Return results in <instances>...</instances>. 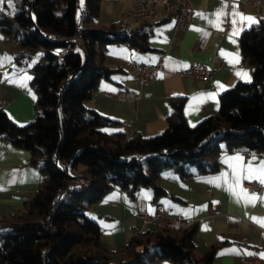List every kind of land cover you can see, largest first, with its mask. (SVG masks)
<instances>
[{
    "label": "trees",
    "instance_id": "1",
    "mask_svg": "<svg viewBox=\"0 0 264 264\" xmlns=\"http://www.w3.org/2000/svg\"><path fill=\"white\" fill-rule=\"evenodd\" d=\"M101 0H13L0 12V31L17 45L44 58L33 69L31 84L38 91L37 117L18 126L0 106V138L31 153V163L43 174L37 196L24 208L0 222L6 223L0 239V264H213V250L195 256L197 223L180 231L150 227L129 239L118 251L102 240L100 225L86 215L90 205L114 187L135 194L156 185L160 174L174 170L183 179L218 171L211 162L222 150L239 141L250 151L264 154V22L241 35L243 59L253 67V81L239 82L220 96V110L196 126L184 115V97L173 99V111L164 132L153 138L126 137L123 130L108 133L116 120L89 110L84 102L101 79L114 70L105 63L103 49L115 42L131 43L132 36L116 30L87 27L100 12ZM87 11V17L83 13ZM81 29L83 42L77 52L62 54L64 43L48 34L73 37ZM143 47V46H142ZM71 167L85 171L92 180L81 190ZM68 191L70 197L62 198ZM1 229V230H2Z\"/></svg>",
    "mask_w": 264,
    "mask_h": 264
},
{
    "label": "crops",
    "instance_id": "2",
    "mask_svg": "<svg viewBox=\"0 0 264 264\" xmlns=\"http://www.w3.org/2000/svg\"><path fill=\"white\" fill-rule=\"evenodd\" d=\"M191 1L194 16L187 30L177 31L175 16L161 9L151 20L136 24L130 45L115 42L104 47L105 63L114 73L110 79L99 81L84 105L119 123L107 127L108 133L128 128L134 135L146 138L160 135L168 126L173 99L179 96L185 98L183 112L187 122L196 126L219 112L223 92L241 81H253V67L243 59L240 40L245 30L264 22V7L258 10L243 7L239 0ZM136 8L137 0H101L98 17L87 27L109 31L115 24L116 30H120L119 14ZM220 10L225 14L220 17L219 25L214 26L211 21L217 19L214 14ZM234 12L255 17L258 23L245 25L243 31L233 35L234 27H239L232 24ZM23 49L0 31V106L18 126L36 119L39 100L38 91L31 84L32 71L38 62L24 59ZM130 60L149 65L163 62V67L149 86L140 87L130 71ZM193 62L221 65V68L207 81L181 79L178 72ZM241 72L247 76L239 75ZM121 90L136 92L140 98L134 102L122 101L118 99ZM236 156L242 157L239 166L233 159ZM261 161L264 154L250 151L241 142L234 141L231 146L223 142L221 152L211 159L218 164V171L197 175L192 169L193 176L188 179L174 170L163 171L156 185L164 193L158 196L152 187L132 194L117 186L91 205L95 217L90 218L100 225L106 247L118 251L131 237L151 227L144 225L136 212L144 210L153 214L156 205L162 204L172 217L197 223L198 231L193 239L197 259L213 250V264H264V199H260L264 198V183L246 178V165L251 163L256 167ZM42 180L39 167L31 163V153L14 146L9 139L0 138V221L34 199ZM246 182H257L263 191L249 193L244 187ZM241 189L258 198L246 202L239 195ZM243 257L253 260L244 261ZM154 264L177 263L163 259Z\"/></svg>",
    "mask_w": 264,
    "mask_h": 264
},
{
    "label": "built area",
    "instance_id": "3",
    "mask_svg": "<svg viewBox=\"0 0 264 264\" xmlns=\"http://www.w3.org/2000/svg\"><path fill=\"white\" fill-rule=\"evenodd\" d=\"M243 7H253L261 9L264 7V0H239ZM163 9L169 14H173L176 18L175 28L177 31H185L193 22L194 8L191 0H137V8L135 10H126L119 14L118 21L122 27L123 33L131 37L136 30L138 22H146L154 18L158 12ZM88 12L83 13V18L87 17ZM84 29H81L73 37H62L55 34H48L47 37L52 41L64 43L67 48L62 54L69 52H77L80 44L83 42L82 34ZM130 45L128 41L125 42ZM217 62V58L214 59ZM130 71L133 72L137 78L140 87L149 86L150 83L156 78L158 72L163 67V62L156 64H145L143 62L130 60L128 61ZM221 65H206L204 63L193 62L188 68L179 71L178 76L181 79L188 81H207L213 78L214 74ZM140 98V95L130 90H121L118 92V99L126 102H134ZM126 137L134 135V132L128 128L124 129ZM72 176L77 186L81 190H89L92 185V180L85 171L78 168L71 167ZM244 187L249 193H261L262 186L257 182H246ZM71 193L64 191L61 193L62 198L70 197ZM136 217L142 220L144 225H150L155 230L168 229L170 231H180L188 228L194 222L188 221L183 217H172L166 207L162 204H157L153 214L144 210L136 212ZM135 233L137 231L135 230ZM139 234V233H137ZM136 234V235H137ZM244 261H252L253 258L243 257Z\"/></svg>",
    "mask_w": 264,
    "mask_h": 264
},
{
    "label": "snow or ice",
    "instance_id": "4",
    "mask_svg": "<svg viewBox=\"0 0 264 264\" xmlns=\"http://www.w3.org/2000/svg\"><path fill=\"white\" fill-rule=\"evenodd\" d=\"M6 2L9 3V5H11V0H0V5H3ZM224 14L225 13L223 10L216 12L214 15L216 16L217 19L214 21H211V23H213L214 26H218L220 23V17L223 16ZM232 15H233L232 24L234 26L239 25V27H234L233 35H238L240 31H243L245 25L250 27L253 24L258 23L255 17L245 16L242 13H235V12ZM239 75L246 77L247 73L241 72L239 73ZM233 159L238 162V166H239V162L242 160V157L236 156ZM253 159H255V157H253ZM246 167H247V172H248V176L246 177L247 179H259L261 183H264V161H261L260 165L256 167H253L251 163H248ZM239 195L248 203H252L258 198L256 197L255 194L249 195L247 193V190L245 189H241ZM260 199H264V198H260Z\"/></svg>",
    "mask_w": 264,
    "mask_h": 264
},
{
    "label": "rangeland",
    "instance_id": "5",
    "mask_svg": "<svg viewBox=\"0 0 264 264\" xmlns=\"http://www.w3.org/2000/svg\"><path fill=\"white\" fill-rule=\"evenodd\" d=\"M6 4H8L9 5V3H4L3 5H1V7H2V9H5V7H6ZM81 5H83V0H81ZM10 7H9V10H7L8 11V13L10 14V15H13V13H14V8H13V0H11V5H9ZM88 24L86 23V26H87ZM19 46V45H18ZM20 47V50H21V48L23 49V47H21V46H19ZM23 55H22V57H24V59L25 58H27V59H31L32 60V62H34L35 63V61H37L38 63L44 58V52L42 51V50H38V51H34V52H29L27 49H23ZM117 187V186H116ZM115 188V187H114ZM94 211H95V209L93 210V208L91 209V205L89 206V208H88V210H87V212H86V215L90 218V216L91 217H95V213H94ZM6 223H3V222H0V237H1V235H2V233L5 231L4 229H2V228H4V226H6L5 225ZM2 229V230H1ZM0 243H1V239H0Z\"/></svg>",
    "mask_w": 264,
    "mask_h": 264
}]
</instances>
